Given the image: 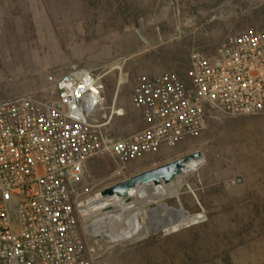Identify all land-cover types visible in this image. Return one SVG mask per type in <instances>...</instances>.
I'll return each instance as SVG.
<instances>
[{"label":"rangeland","instance_id":"374dc122","mask_svg":"<svg viewBox=\"0 0 264 264\" xmlns=\"http://www.w3.org/2000/svg\"><path fill=\"white\" fill-rule=\"evenodd\" d=\"M6 5L0 4V101L21 95L50 98L49 76L83 68L101 76L94 119L107 122L105 132L114 138L150 124L134 105L139 76L181 77L193 53L210 55L229 34L264 29V0H30L14 8ZM195 152L203 161L183 178L177 196L135 205L182 207L189 217L198 216L197 222L174 230L179 218L161 208L154 214L156 226L139 217L149 230L144 237V230L117 241L97 235L105 264H264V114L210 110L204 127L174 147L117 161L95 156L85 163L73 194L86 204L107 186ZM102 211L121 212L112 206ZM86 217L80 213L78 225L91 243L96 237L88 232L91 220ZM164 218L168 223L161 227ZM121 225L130 226L129 219Z\"/></svg>","mask_w":264,"mask_h":264},{"label":"built area","instance_id":"2783aa9c","mask_svg":"<svg viewBox=\"0 0 264 264\" xmlns=\"http://www.w3.org/2000/svg\"><path fill=\"white\" fill-rule=\"evenodd\" d=\"M190 66L189 88L173 73L137 78L134 105L150 124L122 138L94 119L103 84L83 68L49 76L50 98L0 101V264H105L103 243H87L78 225L73 189L88 160L174 147L210 110L264 114V29L229 34L212 54L193 53Z\"/></svg>","mask_w":264,"mask_h":264},{"label":"bare ground","instance_id":"6f19581e","mask_svg":"<svg viewBox=\"0 0 264 264\" xmlns=\"http://www.w3.org/2000/svg\"><path fill=\"white\" fill-rule=\"evenodd\" d=\"M120 80L121 77L118 78V83ZM201 159L202 158H193L186 161L182 167L181 173L168 184L160 183L156 186L147 185L145 187L139 186L130 189L129 196L131 201L128 203H126L123 198L116 196H101L98 194L88 203L81 204V213H83L85 217L87 216L85 218L86 220H91L87 228L88 232L93 233L94 235L100 234V236H105V234H107L108 237H106V239L111 241H117L119 238L121 239L123 237L132 236L140 230H144L142 237L146 236L149 233V230L145 227L144 223L139 222V217H145L146 209L136 206L135 202H139L140 205H142L144 203H149L154 199L177 196L183 178L187 177L200 167L203 161ZM110 206L118 207L121 212L115 215H109L107 212L102 211ZM166 207L167 208H162H164L171 216H177L179 218L177 221V227L199 219L198 216L189 217L188 212L183 210L182 207L180 209ZM125 217L129 219L130 226L121 225V221Z\"/></svg>","mask_w":264,"mask_h":264},{"label":"water","instance_id":"95a60500","mask_svg":"<svg viewBox=\"0 0 264 264\" xmlns=\"http://www.w3.org/2000/svg\"><path fill=\"white\" fill-rule=\"evenodd\" d=\"M200 154L198 152L186 155L184 157L175 159L169 163L157 166L152 169H148L145 171H142L140 173H137L129 178H126L120 182H117L115 184H112L110 186L105 187L101 190L100 195L101 196H109V197H119L123 198L126 203L131 201V198L129 196V190L136 188V187H145L147 185H158L160 183L168 184L171 181H173L182 171V167L184 163L192 158H197ZM162 207L167 208L164 203L156 204L155 208L153 209H146V215L145 217L148 220V226L153 227L156 226L155 221L153 220L154 214L160 210ZM181 208V207H180ZM179 208V209H180ZM170 209V208H169ZM163 223H161V227H164L168 223V218L162 219ZM196 221L190 222L188 224L181 225L179 227H176V229H180L186 225H190L193 223H196ZM172 231V230H171ZM171 231H164V233H168ZM94 235L93 233H90ZM100 235V234H98ZM106 238V236H102Z\"/></svg>","mask_w":264,"mask_h":264},{"label":"crops","instance_id":"0c3cea01","mask_svg":"<svg viewBox=\"0 0 264 264\" xmlns=\"http://www.w3.org/2000/svg\"><path fill=\"white\" fill-rule=\"evenodd\" d=\"M28 1H30V0H0V4L1 3H6L7 4L6 7H8V8H14V7H16L15 6V3L16 2H28ZM34 1H37V0H34ZM26 6L27 5H25V7Z\"/></svg>","mask_w":264,"mask_h":264},{"label":"trees","instance_id":"16d2710c","mask_svg":"<svg viewBox=\"0 0 264 264\" xmlns=\"http://www.w3.org/2000/svg\"><path fill=\"white\" fill-rule=\"evenodd\" d=\"M190 69H191V66L189 65V68H188V72L186 73V75H183L181 77H178L179 80L187 87L189 88L190 87V77H189V72H190Z\"/></svg>","mask_w":264,"mask_h":264}]
</instances>
